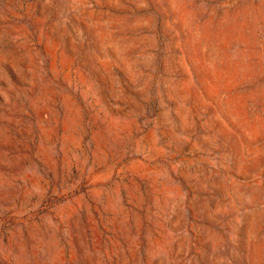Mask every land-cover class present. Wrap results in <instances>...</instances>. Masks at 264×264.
<instances>
[{
	"label": "rangeland",
	"instance_id": "374dc122",
	"mask_svg": "<svg viewBox=\"0 0 264 264\" xmlns=\"http://www.w3.org/2000/svg\"><path fill=\"white\" fill-rule=\"evenodd\" d=\"M0 264H264V0H0Z\"/></svg>",
	"mask_w": 264,
	"mask_h": 264
}]
</instances>
